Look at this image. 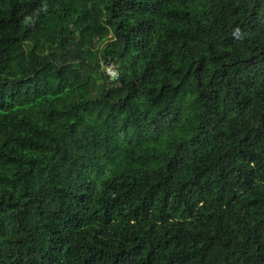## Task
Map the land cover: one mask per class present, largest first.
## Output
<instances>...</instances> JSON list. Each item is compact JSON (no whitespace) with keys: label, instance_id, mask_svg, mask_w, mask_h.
Returning <instances> with one entry per match:
<instances>
[{"label":"trees","instance_id":"trees-1","mask_svg":"<svg viewBox=\"0 0 264 264\" xmlns=\"http://www.w3.org/2000/svg\"><path fill=\"white\" fill-rule=\"evenodd\" d=\"M0 264H264V0H0Z\"/></svg>","mask_w":264,"mask_h":264},{"label":"built area","instance_id":"built-area-1","mask_svg":"<svg viewBox=\"0 0 264 264\" xmlns=\"http://www.w3.org/2000/svg\"><path fill=\"white\" fill-rule=\"evenodd\" d=\"M107 73H108L111 77H113V78H115L116 76H118V73H117L116 69H114V68H112V67H110V68L107 69Z\"/></svg>","mask_w":264,"mask_h":264}]
</instances>
